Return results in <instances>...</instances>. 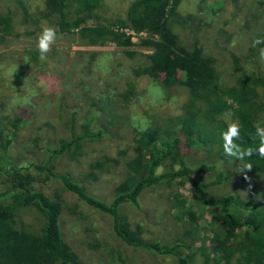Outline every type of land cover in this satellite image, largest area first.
Segmentation results:
<instances>
[{"label": "rangeland", "instance_id": "obj_1", "mask_svg": "<svg viewBox=\"0 0 264 264\" xmlns=\"http://www.w3.org/2000/svg\"><path fill=\"white\" fill-rule=\"evenodd\" d=\"M134 1L101 0L89 25L98 23L116 29L119 22H126L128 8ZM43 9L44 0H0V14L8 16L11 24L10 35L1 38L0 34V119L4 140L11 139L7 150L11 166L32 176L35 189L61 199L60 233L83 264H176L172 256L122 244L114 237L106 216L64 190L59 182L47 178L40 169L46 163V150L56 148L59 140L65 138L62 122L70 111H77L79 127L93 116L91 130H104L102 139L87 144L78 161L57 158L51 164L57 172H68L93 197L104 201L112 198L138 134L152 124L162 127L169 118L180 115L186 100L181 89L166 88L158 72V79L133 73L149 64L147 56L155 47L143 42H155L157 36L123 26L121 31L132 37V46H85L76 31L60 33L44 17ZM171 22L184 43H198L206 55L216 60L226 86L233 85L236 76L255 74L264 78V63L240 60L249 54L257 35L264 33V0H183ZM45 27L56 29L57 39L47 59L41 60L37 38ZM176 77L182 79L183 74ZM19 114L26 121L13 133L8 119ZM220 119L227 125L235 121L229 115ZM259 126L264 128V122ZM213 152L196 148L190 158L195 166L207 159L217 162L219 170L227 171L221 192H235L249 201L264 198L263 180L259 182L248 169L241 171L245 167L242 162L218 161ZM177 168L176 164L172 167ZM166 170L160 167L157 173ZM91 173L97 177L95 181L88 178ZM5 179L0 177V190L6 187ZM203 179L211 180L213 176ZM193 195L188 181L176 179L170 186L143 192L138 199L140 210L131 206L126 213L129 221L145 225L151 237L173 244L182 239V229L176 224L182 210L172 204L179 200L187 208ZM210 213L204 212L198 224L189 221L188 227L199 240L195 249L210 245L211 235L206 227ZM36 217L32 211L22 215L23 220L38 227ZM150 233L144 235L148 237ZM192 264H204L203 258L199 256Z\"/></svg>", "mask_w": 264, "mask_h": 264}, {"label": "trees", "instance_id": "obj_2", "mask_svg": "<svg viewBox=\"0 0 264 264\" xmlns=\"http://www.w3.org/2000/svg\"><path fill=\"white\" fill-rule=\"evenodd\" d=\"M182 1L135 0L128 8L126 22H119L113 29L98 23L89 25L101 0H44V17L60 33L76 31L85 46L106 43L123 48L132 46V37L121 31L123 26L157 36L155 42H143L155 47L147 56L149 64L133 73L137 77L146 75L158 79V72L163 85L181 89L186 100L180 115L169 118L162 127L152 124L138 134L132 155L125 163L123 178L108 201L93 197L68 172H57L51 164L57 158L78 161L84 156L87 144L102 139L104 130H91L93 116L79 127L77 111L71 110L62 122L65 138L59 140L56 148L46 150V163L40 169L47 178L59 182L64 190L106 216L114 237L127 247L172 256L176 264H192L199 256L204 264H264V198L249 201L235 192H221L227 171L219 170L217 162L207 159L195 166L190 158L193 149L204 147L208 152L214 151L218 161L238 160L224 153L221 132L228 125L220 119L223 115H229L240 125L241 140L236 143L245 148L258 147L259 138L255 134L256 125L264 122V78L241 75L236 76L233 85L223 84L216 60L206 55L198 43H184L173 29L171 20ZM10 32L8 16L0 14L1 38ZM257 36L264 40V33ZM252 45L249 54L240 57L241 61L261 62L259 50L264 43ZM233 60L239 62V58ZM178 74H183V78L177 79ZM25 121L19 114L10 117L8 124L15 133ZM2 133L0 119V177L6 178L5 189L0 190V264H83L60 233L61 199L35 189L32 176L11 166L7 155L11 139L4 140ZM238 161L245 166L250 164L253 176L259 182L264 181V158L254 154ZM174 164L177 170L172 169ZM160 167L167 170L158 174ZM209 175L213 179H203ZM88 178L97 179L94 173ZM176 179L188 181L194 195L187 208L179 200L172 204L182 210L176 218L182 239L165 244L161 238L151 237L145 225L129 221L126 210L131 206L140 210L138 199L143 192L170 186ZM28 211L36 214L38 227L32 221L23 220V213ZM204 212H211L206 225L211 235L210 245H198L195 249L198 236L188 224H198ZM145 233L150 235L146 237Z\"/></svg>", "mask_w": 264, "mask_h": 264}, {"label": "clouds", "instance_id": "obj_3", "mask_svg": "<svg viewBox=\"0 0 264 264\" xmlns=\"http://www.w3.org/2000/svg\"><path fill=\"white\" fill-rule=\"evenodd\" d=\"M57 39L56 29L52 27L43 28L42 32L37 38V48L39 50L40 59L46 60L47 54L51 49L53 43ZM264 43L262 39H254L253 47ZM259 60L264 63V47L259 50ZM256 137L259 138V145L256 149L251 147H242L241 144L236 143L237 140H241L240 136V125L238 121L229 123L226 130L221 132V139L223 141L222 147L225 155L235 157L238 160H243L245 157H251L257 154L259 157L264 158V128L256 125ZM252 166L246 165L244 169L251 170Z\"/></svg>", "mask_w": 264, "mask_h": 264}]
</instances>
